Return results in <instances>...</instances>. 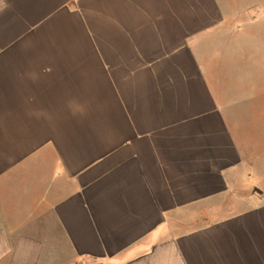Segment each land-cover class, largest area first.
Masks as SVG:
<instances>
[{
  "label": "crops",
  "instance_id": "obj_1",
  "mask_svg": "<svg viewBox=\"0 0 264 264\" xmlns=\"http://www.w3.org/2000/svg\"><path fill=\"white\" fill-rule=\"evenodd\" d=\"M256 8L0 0V264H264Z\"/></svg>",
  "mask_w": 264,
  "mask_h": 264
},
{
  "label": "rangeland",
  "instance_id": "obj_2",
  "mask_svg": "<svg viewBox=\"0 0 264 264\" xmlns=\"http://www.w3.org/2000/svg\"><path fill=\"white\" fill-rule=\"evenodd\" d=\"M232 5L244 7L254 3L257 4L256 12L251 11L254 15H258L259 19L264 21V0H227ZM250 14V13H249ZM261 23V22H260ZM261 24H264L262 22ZM264 29V25H261ZM263 45L260 46L259 41L257 45L247 46L234 41L230 47H220L219 49H228L236 51L229 53L227 58L215 59L218 66H230L232 69L228 74L222 73L220 80L225 82L230 89L231 96H241L252 101V108L254 114L264 113V61L261 56L264 54V34L262 37ZM243 50V53L239 52ZM224 85V84H223ZM228 89V90H229ZM258 111V112H257ZM257 112V113H256Z\"/></svg>",
  "mask_w": 264,
  "mask_h": 264
}]
</instances>
